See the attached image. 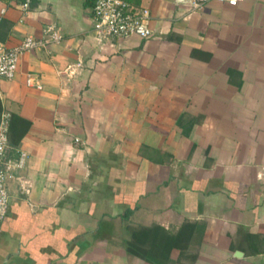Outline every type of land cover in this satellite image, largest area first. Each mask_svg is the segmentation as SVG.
I'll list each match as a JSON object with an SVG mask.
<instances>
[{
    "label": "crops",
    "instance_id": "crops-1",
    "mask_svg": "<svg viewBox=\"0 0 264 264\" xmlns=\"http://www.w3.org/2000/svg\"><path fill=\"white\" fill-rule=\"evenodd\" d=\"M23 1L0 0V43L48 41L0 79L25 154L0 264H264V0H127L145 39L98 34L92 0Z\"/></svg>",
    "mask_w": 264,
    "mask_h": 264
},
{
    "label": "built area",
    "instance_id": "built-area-1",
    "mask_svg": "<svg viewBox=\"0 0 264 264\" xmlns=\"http://www.w3.org/2000/svg\"><path fill=\"white\" fill-rule=\"evenodd\" d=\"M28 1L24 0L21 6L26 7ZM200 1L204 0L192 1V4L198 5ZM223 1L229 5H235L239 0ZM91 16L94 30L108 38L135 36L145 39L151 35L148 26V10L127 0H92ZM50 38L55 41L58 35L52 32ZM47 41V39L26 36L12 47L7 48L0 43V79H11L16 71L19 55L31 49L44 47ZM8 118V113H0V222L8 206L6 179L11 177L12 171L22 167L25 159L24 153H20L13 159L6 157Z\"/></svg>",
    "mask_w": 264,
    "mask_h": 264
},
{
    "label": "trees",
    "instance_id": "trees-1",
    "mask_svg": "<svg viewBox=\"0 0 264 264\" xmlns=\"http://www.w3.org/2000/svg\"><path fill=\"white\" fill-rule=\"evenodd\" d=\"M13 120L21 121L19 120L17 116L10 117L9 115L8 129H10L12 132H13V127L11 126V121ZM16 121H14V123ZM23 130L21 131V133L23 132ZM19 137H20V134H18L14 140H17V138ZM14 140L11 139V142L14 143ZM141 235L146 236L145 238L149 242V249L147 252V256L156 263H159L161 257L166 256L168 254V251L170 250V248L176 247L178 245L177 244V234L167 235L166 233H164V231L161 228H157L156 230L150 229L149 231H142Z\"/></svg>",
    "mask_w": 264,
    "mask_h": 264
},
{
    "label": "water",
    "instance_id": "water-1",
    "mask_svg": "<svg viewBox=\"0 0 264 264\" xmlns=\"http://www.w3.org/2000/svg\"><path fill=\"white\" fill-rule=\"evenodd\" d=\"M178 2H180V3H190L191 0H178Z\"/></svg>",
    "mask_w": 264,
    "mask_h": 264
}]
</instances>
